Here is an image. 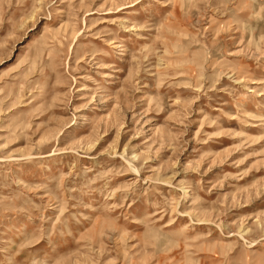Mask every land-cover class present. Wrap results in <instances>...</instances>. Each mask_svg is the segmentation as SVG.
<instances>
[{
  "label": "rangeland",
  "instance_id": "1",
  "mask_svg": "<svg viewBox=\"0 0 264 264\" xmlns=\"http://www.w3.org/2000/svg\"><path fill=\"white\" fill-rule=\"evenodd\" d=\"M0 264H264V0H0Z\"/></svg>",
  "mask_w": 264,
  "mask_h": 264
}]
</instances>
